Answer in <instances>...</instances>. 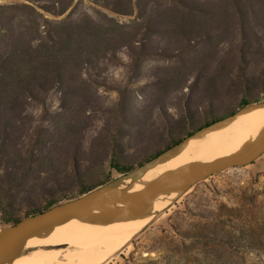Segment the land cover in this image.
I'll use <instances>...</instances> for the list:
<instances>
[{
	"label": "rangeland",
	"instance_id": "1",
	"mask_svg": "<svg viewBox=\"0 0 264 264\" xmlns=\"http://www.w3.org/2000/svg\"><path fill=\"white\" fill-rule=\"evenodd\" d=\"M0 60V205L23 216L264 104V0H0ZM152 220L102 264H264V154Z\"/></svg>",
	"mask_w": 264,
	"mask_h": 264
},
{
	"label": "bare ground",
	"instance_id": "2",
	"mask_svg": "<svg viewBox=\"0 0 264 264\" xmlns=\"http://www.w3.org/2000/svg\"><path fill=\"white\" fill-rule=\"evenodd\" d=\"M263 128L264 104H260L239 112L233 120L196 134L179 150L159 157L148 168L121 179L117 185L137 192L165 172L186 164L243 153ZM179 194V191L162 193L154 200L151 211L137 219L92 223L74 217L62 224L49 225L27 239L16 259L1 264H102L131 243L153 221L155 213L168 207Z\"/></svg>",
	"mask_w": 264,
	"mask_h": 264
},
{
	"label": "water",
	"instance_id": "3",
	"mask_svg": "<svg viewBox=\"0 0 264 264\" xmlns=\"http://www.w3.org/2000/svg\"><path fill=\"white\" fill-rule=\"evenodd\" d=\"M260 104L240 109L233 116L185 138L179 145L166 151L159 157L179 150L196 134L218 125L225 120H233L239 112L254 108ZM264 154V128L243 153H235L212 162H193L178 169L167 171L146 187L137 192L119 188L117 183L128 176L148 168L158 158L138 167L117 181L101 185L92 191L70 201L60 203L49 210L24 218L15 225L0 230V264L16 259L27 239L49 225L62 224L78 217L87 222L106 223L141 218L152 209L154 200L168 191L186 192L207 178L232 167H243L255 162ZM121 205V206H120ZM102 210L101 213H95Z\"/></svg>",
	"mask_w": 264,
	"mask_h": 264
},
{
	"label": "trees",
	"instance_id": "4",
	"mask_svg": "<svg viewBox=\"0 0 264 264\" xmlns=\"http://www.w3.org/2000/svg\"><path fill=\"white\" fill-rule=\"evenodd\" d=\"M7 74H8V69L5 66V61L0 60V107H3V108H9L11 106V101H12V96H13L9 93V90H8L10 88V86L12 85V81H10V79L8 78L9 75H7ZM36 87L42 89V87H43L42 83L37 82ZM24 93L29 96L33 93V91L31 90V88L25 89L24 86H22L20 96ZM20 96H19V98H20ZM255 104H259V101L258 100L248 101L245 99H241L239 102L238 110L244 109L246 107H249V106L255 105ZM238 110L228 114L227 116L216 117V119H214V120H211V121L207 120V121L201 123L200 126L197 127L196 129L188 131L187 134L185 135V137H181V138L172 140V142L170 144L166 145L163 149L157 150L156 152H154L150 156L146 157L143 161L139 162L136 167H141L142 165L151 162L152 160L158 158L160 155L164 154L166 151H168V150L172 149L173 147L179 145L185 138L193 136L195 133L217 123L218 121H222L228 117L233 116L235 113H237ZM111 167L113 169H115L119 173V175H121L122 177L130 174L135 169V167H133V166L126 167V166H123V165L117 163L114 160L111 161ZM110 181H111L110 179H107L106 182H102V183L94 184V185L83 186L81 188V190L79 191V194L77 196L66 197L65 199H63L61 201H58L56 199H51V200L47 201L42 207H34V208L27 209L23 216H14L12 211L9 210V208H7L4 205H0V225L3 227L9 226V225H15L19 221L23 220L24 218L45 212V211L49 210L50 208H52V207H54L60 203L76 199V198L92 191L93 189H95L101 185L107 184Z\"/></svg>",
	"mask_w": 264,
	"mask_h": 264
},
{
	"label": "flooded vegetation",
	"instance_id": "5",
	"mask_svg": "<svg viewBox=\"0 0 264 264\" xmlns=\"http://www.w3.org/2000/svg\"><path fill=\"white\" fill-rule=\"evenodd\" d=\"M214 119H216V117H214V118H210L209 121L214 120ZM184 137H185V136H184Z\"/></svg>",
	"mask_w": 264,
	"mask_h": 264
}]
</instances>
